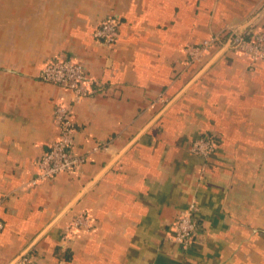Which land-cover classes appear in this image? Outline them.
Segmentation results:
<instances>
[{
  "label": "crops",
  "instance_id": "obj_1",
  "mask_svg": "<svg viewBox=\"0 0 264 264\" xmlns=\"http://www.w3.org/2000/svg\"><path fill=\"white\" fill-rule=\"evenodd\" d=\"M109 15L106 47L93 32ZM248 23L264 34V0H0V264L32 243L31 264H264V62L215 49L189 66L183 52ZM55 59L92 81L72 106L86 159L34 182L69 102L38 77ZM204 134L206 161L187 150ZM191 202L201 232L183 247L171 229ZM79 214L90 230L65 235Z\"/></svg>",
  "mask_w": 264,
  "mask_h": 264
},
{
  "label": "built area",
  "instance_id": "obj_2",
  "mask_svg": "<svg viewBox=\"0 0 264 264\" xmlns=\"http://www.w3.org/2000/svg\"><path fill=\"white\" fill-rule=\"evenodd\" d=\"M120 26L121 21L116 16L109 15L95 28L93 38L100 44L111 47L117 42ZM229 39L230 43L226 49H231L253 62H264V34L252 28L239 34L235 27L228 26L198 44L187 45L183 49L186 63L189 66L200 64L207 53L215 49L220 50ZM38 77L41 81L68 92L69 102L57 104L53 109L52 120L58 129V137L48 144L45 153L38 160L34 182L52 179L62 173L79 171L86 156L74 155L72 152L75 135L72 106L92 93V81L87 77L84 66L71 59H55L45 64ZM106 150V144H98L92 149L93 152ZM187 150L191 155L206 161L216 150V140L209 134L198 136L189 143ZM196 211V204L191 202L186 209L178 213L171 229V237L175 243L188 247L197 240L201 225L195 216ZM89 228L86 217L79 214L65 227L64 232L68 235L75 229L88 231ZM29 254L28 252L23 255L14 264H31Z\"/></svg>",
  "mask_w": 264,
  "mask_h": 264
},
{
  "label": "water",
  "instance_id": "obj_3",
  "mask_svg": "<svg viewBox=\"0 0 264 264\" xmlns=\"http://www.w3.org/2000/svg\"><path fill=\"white\" fill-rule=\"evenodd\" d=\"M250 23L244 25L243 27H241V29L237 30L238 33H242L244 31V29L247 28V26H249ZM229 43H230V39L227 41V43L220 49L218 50L211 58V61L216 58L217 56H219L228 46H229ZM209 64V63H207ZM207 66V65H206ZM68 209V207L66 209H64V211H62L59 215V217ZM58 217V218H59ZM34 243H32L29 247H27L23 252H21L17 257H15L9 264H14L19 258H21L23 255H25L26 253H28L31 249V247L33 246Z\"/></svg>",
  "mask_w": 264,
  "mask_h": 264
},
{
  "label": "trees",
  "instance_id": "obj_4",
  "mask_svg": "<svg viewBox=\"0 0 264 264\" xmlns=\"http://www.w3.org/2000/svg\"><path fill=\"white\" fill-rule=\"evenodd\" d=\"M192 140H193V139H192ZM192 140H191V141H192ZM191 141H190V142H191Z\"/></svg>",
  "mask_w": 264,
  "mask_h": 264
}]
</instances>
